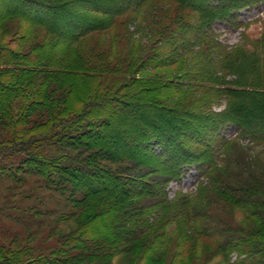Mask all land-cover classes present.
I'll list each match as a JSON object with an SVG mask.
<instances>
[{
	"label": "trees",
	"instance_id": "1",
	"mask_svg": "<svg viewBox=\"0 0 264 264\" xmlns=\"http://www.w3.org/2000/svg\"><path fill=\"white\" fill-rule=\"evenodd\" d=\"M50 1L0 0V32L23 34L30 45L26 56L15 57L29 63L30 52L49 53L35 55L29 67L0 72V117L10 115L12 98L24 93L25 82L33 88L17 107L18 124L26 129L21 134L52 128L31 142L21 141L29 155L25 162L46 167L24 168L25 175L35 177L23 183L33 186L29 199L34 191L38 195L54 190L68 196L73 209L68 220H74L76 227L66 237L79 243L86 234L85 253L71 258L83 264H96L99 257L103 263L209 264L218 255L236 250L247 253L255 264H264L263 227L238 228L232 236L222 237L228 229L216 226V212L220 215L219 208L228 209L230 193L237 192V207L246 210L249 205L241 197L243 191L235 190L233 180L228 182L227 175L222 178L224 172L217 168L233 140L224 136L215 142V134L205 139L209 129L218 132L231 122L264 145L263 95L254 94L255 101H250L248 91L229 88L240 85L238 80H225L236 74L241 79L243 69L250 73L263 67L264 35L252 39L243 34L241 44L228 48L217 40L215 31L217 23L231 29L235 24L245 26L240 13L264 7V0H167L166 7L153 4L156 0H121L115 9L102 7L103 0ZM75 2L86 6L80 9L84 14L72 20L68 12ZM46 3L54 11L41 15L38 10H44ZM132 18L147 28L146 46L137 45L124 28ZM114 28L120 31L112 34ZM40 29L45 30L42 36ZM178 31L194 39L180 52L171 47L176 58L147 64L150 42ZM101 35L107 37L105 47L98 46ZM50 37L54 41L45 48ZM55 41L65 43L61 54L53 52L60 45ZM71 55L81 62L78 67L65 63ZM7 59L0 54V61ZM180 64L185 70L182 77L193 76V82L178 86L157 77L136 79L144 69L158 71ZM120 67L126 71L118 76L120 86L103 94V81ZM87 79L98 83L84 89L80 84ZM134 87L139 92L125 97L123 93ZM220 100L227 101L225 111L209 114V106ZM180 133L200 134L202 141L196 147L184 145ZM190 168L199 173L198 187L170 199L168 184L179 182ZM202 222L212 225L204 229ZM24 226L32 228L34 222ZM37 232L28 235L32 238Z\"/></svg>",
	"mask_w": 264,
	"mask_h": 264
},
{
	"label": "rangeland",
	"instance_id": "2",
	"mask_svg": "<svg viewBox=\"0 0 264 264\" xmlns=\"http://www.w3.org/2000/svg\"><path fill=\"white\" fill-rule=\"evenodd\" d=\"M46 1L49 3L51 2L50 0ZM70 1L71 0L68 2ZM101 2L102 7L105 6L109 9H115L120 4L121 0H103ZM158 3H160V5L162 4V7H166L170 4L167 0H156L153 4ZM44 6V10H38L39 13L41 12V15L54 11L51 7L49 8L48 4ZM83 6L85 7L86 4L75 2L73 6H70L69 9L71 10L68 12V16L71 15L72 20L75 18L78 19L79 15L84 14L80 10L84 8ZM33 13L34 12H31L29 14ZM160 16H162V14H160L159 17ZM95 17L98 16L95 15ZM239 18L246 24L245 26L239 27L238 24H235V28L231 29L221 23L216 24L215 31L217 34V40L228 48L241 44L243 42V34L249 35L252 39H258L262 34L264 35V7L252 10H243L240 13ZM164 20H166L165 16ZM136 22V19L130 20L128 25L124 28L130 32L134 39H136L138 42L137 45L146 46V44L149 43L146 36L148 30L143 25V22H140V24H137ZM118 31H120V28H114L111 33L116 34ZM44 33L45 30L40 29L38 34L39 36H42ZM106 35H101L102 39H98L99 47H105L104 45H106V42L104 40L107 38L105 37ZM26 39L27 37H23V34L16 35L15 33H6L4 35V32H0V54L4 53L8 56L7 60L0 61V72L8 70L13 71L18 67H29L30 62L35 60L34 56L37 54H43L45 56L49 55V53L43 52L45 51L44 49L37 52L33 51L30 52V55L32 56L29 58V63L20 62L15 56L19 54V56H22L23 58L28 54V52H26V48L30 45L26 44ZM193 39L194 37H192L189 33L184 34L179 31L174 33V35L170 38H167V36H163L161 39L159 36L155 37L152 42H150L151 46L154 44V48L150 50V46L147 47V52L145 51L150 57L147 64L154 66L160 62L176 58V55L171 51V47H177L180 52L182 51L180 49H182V47H187ZM51 40L54 41V38H46V42L44 43L45 48L52 45L49 44L53 43ZM57 42L58 41H55V43ZM58 44L60 45L55 47L53 51L55 54H61V50L63 49V45L65 43L58 42ZM194 55L195 53L193 55H189L188 58H193ZM67 61L65 62L66 64H71L72 66L76 65V67H78L79 63H81L80 61L78 62L73 55L67 58ZM262 65L263 67L254 69L250 73L249 70H241L242 75L239 76L241 79H238V74L227 76L225 79L227 82L232 81L234 83V81L238 80L239 83H241L240 85H230L229 88L234 91H248L249 95L247 96L250 101H255V99H253L254 94H257L259 97L263 95L264 98V49ZM125 72L126 71L120 67L108 75V78L103 81L102 93H110L113 92L114 89L118 88L122 82V80H117L119 78L118 76H120V74H124ZM184 73L185 70L180 64L173 68L160 69L158 71L144 69L139 76L136 77V79L138 81H142L145 78L157 77V79L173 82L178 86L185 85L190 81L193 82V76L183 78L182 75ZM132 74L133 73L126 75V78L129 79L132 77ZM16 75H18V73H16ZM261 82H263V85ZM25 83L23 85L25 86V90L23 89L24 93H19L12 98L13 104L11 106L10 115H2L0 117V264H38L40 262H42L41 264H51L50 260H54L53 264H83L82 261L74 260L71 257L73 254L85 253V246L82 238H84L86 234L84 233L82 235L83 237L80 238L79 243L66 237V235L73 230L71 228L76 227V222L74 220H71V218L68 220V217H70L73 212L72 206L68 201V196H60V194L56 193L54 190L47 191L46 193L38 192V195L37 192L34 191L29 199L28 193L33 186H31L30 183L28 186H25L23 183L24 179L27 178V180H30L35 177L25 175L23 172L24 168L30 167L40 169L46 167H41V164H36L35 161L25 162V160L29 158V155H27L28 151L24 149L25 145L21 141L28 139L30 140L29 142H31L32 138L39 136L41 132H50L52 128L39 127L37 130H34V132L21 134L22 131L26 129H22L21 125L18 124V114L20 113L17 107L26 98V96L32 93L33 90V88L26 87L27 84ZM97 83L98 81L94 79H87L82 80L80 86L85 89L92 85H96ZM136 89L137 87L131 88L123 94L126 97L132 93L139 92L138 90L136 91ZM25 91L28 94L25 93ZM154 96L157 97V94ZM151 100V98H148V101ZM226 104V100H220L218 103H212L208 109L210 112L209 114H220L224 112L227 107ZM38 119L39 118H36L35 121L38 122ZM73 121L74 120H72V122ZM200 123L202 124V121ZM60 125L64 124H59L57 126ZM200 127L202 126H199V128ZM211 127H213V125H211ZM214 134L215 142L221 140L224 136L233 140L232 144L226 149V151L222 152L223 155L221 156V161L218 162L217 168L220 169L219 173L224 172L221 175L222 178L227 175L228 182L233 180L232 185L235 190H241L244 192L241 193V197L246 199V201L248 200L247 204L249 205L246 210L239 208L234 204V201L238 198L237 192L227 195L232 197H230L231 199L228 204V209L226 208L221 210V208H219V211H222V214L220 215L218 211L216 212L218 216V219H216V226L221 229H228L225 234L220 235L222 237L232 236L231 233H236L238 228H245L248 231L254 228H264L263 143H260L253 137L247 136V133L242 130L238 131L231 124V122L228 125H224L218 132H216L215 129H209L206 133L207 138L205 139L209 140L208 138L213 137ZM178 138L184 145L190 144L193 147L198 146L197 143H199L200 140L202 141L200 134L193 136L191 133L188 135L180 133ZM67 151H70V149H64L63 152ZM155 151L158 152L159 148H155ZM11 155H14V157H11ZM38 157L42 158L41 156H36V158ZM55 157H59V155H56ZM199 177V173L195 168L187 169L179 182L171 181L168 184L169 198L173 199L178 192L183 194L193 193L198 187ZM45 213L47 214L42 216ZM31 221L34 222V226L32 228L24 226L26 222ZM35 221H41L42 225L39 223L38 225L35 224ZM201 225L202 228L208 229L212 224L211 222H202ZM27 230H36L38 232L30 238V235H28L29 231ZM235 237H240V234L235 235ZM101 262L102 259L99 257L96 259L95 263L119 264L117 260L104 261L106 263ZM87 264L89 263L87 262ZM209 264H255V262H253L251 257L248 258L247 253L234 250L230 252L228 256L218 255V257Z\"/></svg>",
	"mask_w": 264,
	"mask_h": 264
}]
</instances>
